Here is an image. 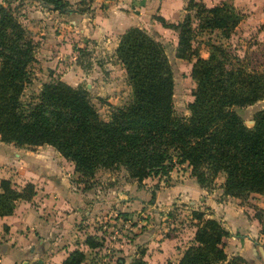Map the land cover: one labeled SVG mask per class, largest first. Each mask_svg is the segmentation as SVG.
Segmentation results:
<instances>
[{"label": "trees", "instance_id": "trees-1", "mask_svg": "<svg viewBox=\"0 0 264 264\" xmlns=\"http://www.w3.org/2000/svg\"><path fill=\"white\" fill-rule=\"evenodd\" d=\"M64 9L67 0H40ZM193 4L188 0L187 7ZM198 5V4H197ZM0 3V140L14 145L49 144L69 159L80 176H92L99 167L122 166L137 183L148 176L167 175L174 163L185 162L200 185L223 174L222 192L242 196L264 193V105L247 126L234 106L264 96V71L247 66L222 44H212L207 56L192 45L193 28H219L227 35L241 13L232 4L201 6L177 23L159 21L177 30L174 55L192 59L189 75L194 85L186 115L172 103L173 73L163 44L139 26L118 36L115 55L125 71L130 97L110 105L101 117L85 87L60 78L44 80L38 92L23 98L35 60L34 40L9 8ZM204 12L202 15H200ZM33 184L0 179V215L10 213L18 199H29ZM195 219L190 242L175 264H235L226 259L222 223L191 209ZM261 232L264 234V224ZM88 247L100 245L96 235L84 238ZM59 264H97L83 249H71Z\"/></svg>", "mask_w": 264, "mask_h": 264}, {"label": "crops", "instance_id": "crops-1", "mask_svg": "<svg viewBox=\"0 0 264 264\" xmlns=\"http://www.w3.org/2000/svg\"><path fill=\"white\" fill-rule=\"evenodd\" d=\"M67 1V6L69 2H76L81 8L66 6L61 12L48 8L44 13L35 9L45 21L36 19L31 23L38 35H43L45 25L46 36L40 42L37 41L38 38L35 39L34 54L36 60L45 62L50 67V62L62 58V54L55 56V53L57 49L64 48L66 43L60 41L63 32L58 33L53 31V28L49 29V18H61L72 23L71 31L79 36L75 47L82 48L91 44L100 49L114 48L118 35L129 26L143 27L147 32L154 34L156 39H162L154 30L162 32L169 27L163 25L157 16L177 23V20L182 19L188 2V0ZM218 1L220 0H202L205 5H212ZM230 1L244 13L239 21L242 31L247 32L255 27V32L263 41L264 0ZM31 37L33 38L32 35ZM73 173L75 171L72 162L49 144L17 146L12 142L0 140V179L8 178L17 185L28 181L33 184L34 189L29 199H18L10 213L0 215V264H59L75 247L83 249L86 258L93 257L97 264L176 263L190 242L192 231L188 238L181 239L174 234L167 235L166 228L160 229L162 226L158 229L150 228L149 223L135 230L133 225H129L127 215L123 214L122 217L118 211H128L135 207L131 201L133 198L136 200L135 195L140 198L135 202L139 205L136 206L137 210H143L141 208L144 204L151 206L155 203L158 209L167 210L169 207L179 206V202L184 203L183 206L189 207L190 210L196 208L195 203L205 190L192 175H183L180 181L160 187L156 191V198L152 199L155 202L150 203L147 200L149 189L138 187L136 180L130 181L131 178L127 179L125 175L122 180L126 188L117 190V194L112 195L107 191L104 194L103 190L98 189L99 194L92 191L87 193L86 186L70 178ZM144 179L141 180L142 183ZM114 186L109 185L106 189L114 190ZM206 200L216 211L211 213V217L223 221L225 217L237 216L236 222L244 223L242 215H235L238 212L231 204L220 203L212 198L211 194ZM101 219L108 225L104 223L100 227ZM157 221L158 225L164 224L163 220ZM222 223L226 227L229 225L227 220ZM104 227L107 230H104ZM87 234L96 235L100 245L88 247L84 241ZM246 240L249 243H246ZM233 242L235 245L233 253L240 255L244 259V264H264V244L261 240L251 241L249 234H243V237ZM244 249L247 254L243 253Z\"/></svg>", "mask_w": 264, "mask_h": 264}, {"label": "rangeland", "instance_id": "rangeland-1", "mask_svg": "<svg viewBox=\"0 0 264 264\" xmlns=\"http://www.w3.org/2000/svg\"><path fill=\"white\" fill-rule=\"evenodd\" d=\"M223 1L233 5L230 0H220L214 4H218ZM0 3L4 5L9 4L10 10L21 22L26 30V33L29 36H33L32 40H34L35 49V39L38 38L37 41L40 42L43 37L46 36L45 25H43V35H38L36 33L37 30L31 25V23L36 19L42 20V22L45 21V19L41 18L40 13L35 11V9L44 13L46 9L54 8L46 2L39 0H0ZM201 6L208 7L211 5H205L202 0H193V4L188 7L187 5L185 6L183 16L185 13H189L192 16L196 9ZM67 7H73L76 9L81 8L76 4V2H69ZM233 8L240 12L241 16L235 26L229 30L227 35H224L219 28L203 27L200 29L196 27L197 19L190 17V25L194 32L192 45L197 49L199 55L207 56L212 44H222L226 46L231 53L237 54V56L243 63H246L247 66H252L253 68L264 71V40L262 41L260 36L255 32V27L247 32L242 31V26L239 24V21L243 17L244 13L237 9L234 5ZM64 9L55 10L61 12ZM203 13L204 12L200 15ZM164 21L168 23L170 22L166 20ZM48 22L50 23V30L53 28V31L58 33L63 32V36L61 37L62 40L60 41L65 42L66 46L62 49H57L55 56L62 54V58H58L57 60L50 62L51 67L45 62L42 63V61L40 62V60H36V58L30 63L29 76L31 79L25 84L23 98L26 100L29 96L34 97L38 92L42 81L60 78L71 85L80 84L85 87L90 101L101 117H106L109 104L120 105L127 102L130 97V86L126 80L124 68L115 55L116 45L114 48L105 47L104 49L97 48L91 44L82 48L75 47L74 45L77 43L79 36L75 35L77 34L76 32L71 31L72 23L61 18L56 19L55 17L49 18ZM177 22H179V20H177ZM39 31H41V29ZM154 32L162 38L157 40L163 44L165 53L171 63L173 73L172 103L174 111L177 114L186 115L188 113L186 105L192 98L191 89L194 85V82L189 75L192 59L179 58L174 55L177 35V30L175 28L169 27L166 31L162 30V32H159L154 30ZM148 33L151 34V32ZM151 35L156 37L154 34ZM263 105L264 96L250 104L234 106V109L241 116L244 123L247 126H251L253 123L254 111ZM189 169V166L185 162L174 163L167 175L162 174L148 176L145 177L143 183L142 181L140 183L136 182V185L140 188L149 189V198L147 200L152 203L155 202V200L152 201V199L156 198V191L160 187L168 185L170 182L180 181L183 175H191L189 173ZM124 175L126 178L129 177L122 166H117L99 167L94 171L93 175L89 177L80 176L75 171L70 178H72V180L80 181L81 185L86 186L88 188L86 189L87 193L92 191L99 194L98 190H103L102 193L104 194H106L107 191L112 195H116L117 190H123L126 188V186H124L125 183H123L122 180ZM129 178L127 179L130 181L135 180L134 178L132 179V177ZM222 181L223 174L218 173L208 185H202L201 187L205 191L198 197L199 200L196 201L195 206L196 208L201 209L205 216L209 214L211 217V213L216 212L214 210V206L212 207L206 200L208 195L211 194L212 198L216 201L225 204L229 203V205L231 204V207L238 212L235 213V215H242L243 224H241L240 221L236 222L237 216H234V218H231L230 216L225 217L223 221L218 219L221 223L224 221L226 222V220L229 222L227 227L224 223H222V225L229 232V235L223 239L224 250L228 256L226 259L228 260L237 255L233 253L235 252V245L233 241L237 240V238L243 237V234H249L251 241L254 239L261 240V243L264 244V234L260 230L262 224H264V193L252 191L242 196L224 194L221 187ZM109 185H115L114 190L110 191L109 189H106ZM134 197L136 200L133 198L131 201L135 207H132L131 205L132 208L128 209V211L120 210L118 212L121 213L122 217L123 214L127 215L126 218H128V222H132V224L129 222V225H133L135 230L137 228L145 227L146 223H149L150 228L158 229L162 226L160 229L166 228L165 233L167 235L174 234L175 236H179L181 239L188 238L189 235H191V231L193 232L195 219L193 221L190 212L191 210L189 207L183 206L185 205L184 203L179 202V206L175 205L169 207L167 210L158 209L157 203H155V205L151 204V206H146L144 204L141 208L143 210H137L138 207L136 206L139 205H136L135 202H138V199L140 198H137L136 195ZM90 198H92V196H90ZM158 219L160 221L163 220L164 224L158 225ZM99 222H101L99 224L100 227L103 226L104 223L108 225L104 219H101ZM104 230H107L106 227H104ZM130 233H133V231H130ZM232 237L234 238L232 239ZM246 243H249V241L246 240ZM243 253L247 254L245 249L243 250ZM243 261L244 259H241L240 261L235 259V264H244L245 262ZM222 264L226 263L223 262Z\"/></svg>", "mask_w": 264, "mask_h": 264}]
</instances>
